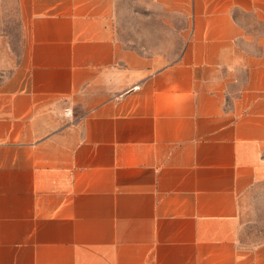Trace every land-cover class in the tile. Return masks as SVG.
Instances as JSON below:
<instances>
[{"label": "crops", "instance_id": "crops-1", "mask_svg": "<svg viewBox=\"0 0 264 264\" xmlns=\"http://www.w3.org/2000/svg\"><path fill=\"white\" fill-rule=\"evenodd\" d=\"M137 2L185 19L177 57L119 0H0V264H264V0Z\"/></svg>", "mask_w": 264, "mask_h": 264}, {"label": "rangeland", "instance_id": "rangeland-1", "mask_svg": "<svg viewBox=\"0 0 264 264\" xmlns=\"http://www.w3.org/2000/svg\"><path fill=\"white\" fill-rule=\"evenodd\" d=\"M3 27L11 32L17 44L18 22L10 8L4 10ZM254 29L264 30V24H256ZM118 30L128 45L160 53L167 59L180 54L188 37L185 19L144 8L137 0H119ZM241 221L244 244L252 246L264 241V181L255 187L251 199L243 207Z\"/></svg>", "mask_w": 264, "mask_h": 264}]
</instances>
